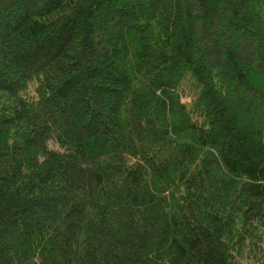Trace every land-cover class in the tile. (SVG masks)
Wrapping results in <instances>:
<instances>
[{
    "label": "trees",
    "instance_id": "1",
    "mask_svg": "<svg viewBox=\"0 0 264 264\" xmlns=\"http://www.w3.org/2000/svg\"><path fill=\"white\" fill-rule=\"evenodd\" d=\"M0 264H264V0H0Z\"/></svg>",
    "mask_w": 264,
    "mask_h": 264
},
{
    "label": "rangeland",
    "instance_id": "2",
    "mask_svg": "<svg viewBox=\"0 0 264 264\" xmlns=\"http://www.w3.org/2000/svg\"><path fill=\"white\" fill-rule=\"evenodd\" d=\"M5 66L6 65L3 64V67H1V69L6 70L5 72L8 75H14L13 72H14L16 65H13L10 63L9 65H7L6 69H4ZM194 91L195 89H193L192 87V80L191 78H189V76H187L185 80L181 82L180 87H179V93L181 95V100L185 103H189V101L192 98L193 93H195Z\"/></svg>",
    "mask_w": 264,
    "mask_h": 264
}]
</instances>
